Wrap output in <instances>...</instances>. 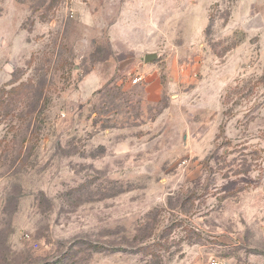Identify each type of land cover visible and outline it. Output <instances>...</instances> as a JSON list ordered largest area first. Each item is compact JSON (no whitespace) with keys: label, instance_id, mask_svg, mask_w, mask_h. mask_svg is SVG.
<instances>
[{"label":"rangeland","instance_id":"rangeland-1","mask_svg":"<svg viewBox=\"0 0 264 264\" xmlns=\"http://www.w3.org/2000/svg\"><path fill=\"white\" fill-rule=\"evenodd\" d=\"M3 87L0 264H264V0H0Z\"/></svg>","mask_w":264,"mask_h":264},{"label":"trees","instance_id":"trees-1","mask_svg":"<svg viewBox=\"0 0 264 264\" xmlns=\"http://www.w3.org/2000/svg\"><path fill=\"white\" fill-rule=\"evenodd\" d=\"M19 89H21V88H19V87H14V88H12V89H10L9 91L5 88V87H3V88H1L0 89V107L4 104V102H5V96H6V94L8 93L9 95H12L14 92H17Z\"/></svg>","mask_w":264,"mask_h":264},{"label":"water","instance_id":"water-1","mask_svg":"<svg viewBox=\"0 0 264 264\" xmlns=\"http://www.w3.org/2000/svg\"><path fill=\"white\" fill-rule=\"evenodd\" d=\"M158 57V54L156 52H149L145 54V62H152L153 60H155Z\"/></svg>","mask_w":264,"mask_h":264},{"label":"built area","instance_id":"built-area-1","mask_svg":"<svg viewBox=\"0 0 264 264\" xmlns=\"http://www.w3.org/2000/svg\"><path fill=\"white\" fill-rule=\"evenodd\" d=\"M141 79V77H135L134 78V82H138L139 80ZM209 264H225V263H223V262H219V261H217V260H213V261H211Z\"/></svg>","mask_w":264,"mask_h":264},{"label":"crops","instance_id":"crops-1","mask_svg":"<svg viewBox=\"0 0 264 264\" xmlns=\"http://www.w3.org/2000/svg\"><path fill=\"white\" fill-rule=\"evenodd\" d=\"M150 95H154L153 93H150Z\"/></svg>","mask_w":264,"mask_h":264}]
</instances>
